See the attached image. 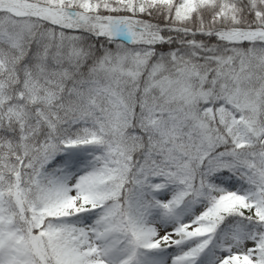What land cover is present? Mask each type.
<instances>
[{
	"label": "snow or ice",
	"instance_id": "obj_1",
	"mask_svg": "<svg viewBox=\"0 0 264 264\" xmlns=\"http://www.w3.org/2000/svg\"><path fill=\"white\" fill-rule=\"evenodd\" d=\"M0 264H264V0H0Z\"/></svg>",
	"mask_w": 264,
	"mask_h": 264
}]
</instances>
